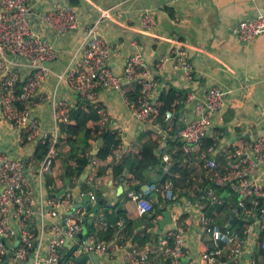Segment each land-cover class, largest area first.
I'll return each mask as SVG.
<instances>
[{"label": "built area", "instance_id": "1", "mask_svg": "<svg viewBox=\"0 0 264 264\" xmlns=\"http://www.w3.org/2000/svg\"><path fill=\"white\" fill-rule=\"evenodd\" d=\"M32 2L33 0H0V56L4 59L9 55L22 57L32 67L29 74L23 77L16 68L0 62V114L4 121L23 130L25 140L40 141L47 144L48 148L41 159L37 160L32 156L28 161L0 152V264H21L30 256L32 264H76L75 258L81 254L96 255L115 251L119 246L118 239L123 234L119 228L124 227L125 219L121 217L111 223L118 229L110 240L103 239L96 229L107 227L109 222L101 210L93 221L95 231L86 233V229L81 239H78V233L86 224V209L74 206L73 189L63 186L65 191L59 193L56 184L57 181L62 184L61 178L46 182L47 176L54 175L56 159L63 154V147L59 143V125L70 120L71 104L64 98H57L56 90L52 93H40L39 88L50 70L48 63L55 60L60 51L34 27L31 17ZM41 17L59 34L78 26L77 9L68 2L55 3L42 12ZM141 24L144 29L151 30L156 20L149 11H145ZM263 31L264 12L241 19L235 27L236 36L242 42L252 41ZM111 51L98 23L88 24L84 37L75 50L77 54L74 55V63L59 74V79H65L71 89L89 101L96 99L100 88L116 90L140 121H147L158 115L165 106L155 76L162 70L166 59L174 60V67L181 70L188 82L193 83L196 79L186 51L179 43L173 45L169 54L154 68L147 63L142 52L133 51L128 56L122 73H116L111 68L108 62ZM184 95V102L192 103V117L183 121L176 136L183 142V152L196 153L200 160L201 172L192 177L195 181L193 190L201 196L199 201L196 200V209L199 211L202 230L213 241L212 246L202 251L195 264H246L243 252L247 235L255 230L260 235L263 231L259 242L264 249V174L262 177L251 176L259 166L264 165V135H259L252 141L231 142L223 151L224 161L216 156L219 146L217 139L213 137L214 141L198 153L215 113L224 104V91L220 86L214 85L204 97H199L195 89L189 87ZM45 101H51L54 107V128L51 131L43 129L42 120L33 113L34 108ZM98 112L102 119L107 118L101 108ZM176 112L177 107L173 104L164 110V118L169 120ZM171 128V124L167 125L166 131L169 132ZM117 129L120 136L122 128ZM131 149L132 143L125 146L121 139L108 156H112L111 164L121 163ZM169 160L170 154L164 153L165 171L168 170ZM98 164L99 159L92 157L89 166L93 168ZM97 168L98 166L96 170ZM99 179L98 176L87 178L89 195L93 196ZM136 182H140L139 179ZM228 182H231L230 190L237 196L231 206V215L242 219L241 230L224 229L215 217L219 214L217 211H214V215L203 211L206 203L213 206L223 202V195L218 189L225 187L227 191ZM169 190L171 198L173 190L169 183L160 186L156 180L150 179L129 194L136 201L138 213L143 216L149 215L153 210L152 193L162 191L166 195ZM163 217L164 213H157V221L148 228L157 233ZM46 234L50 236L45 243ZM67 241H70L71 247L68 254H63L62 247ZM159 244L160 246H156L147 241L142 250L132 249L131 255L136 264H149L150 253L159 257L160 264H182L180 256L188 251L182 229L172 227L164 234L160 230ZM92 260L89 258L84 264H92ZM252 264H255L254 259Z\"/></svg>", "mask_w": 264, "mask_h": 264}, {"label": "crops", "instance_id": "2", "mask_svg": "<svg viewBox=\"0 0 264 264\" xmlns=\"http://www.w3.org/2000/svg\"><path fill=\"white\" fill-rule=\"evenodd\" d=\"M67 2L77 9L78 26L59 34L42 20L41 15L55 3ZM145 11H149L156 20L151 30L144 29L141 24V17ZM31 12L36 30L60 51L58 57L48 63L50 70L39 88L40 93H52L56 90V97L66 99L71 104V109L79 107L88 112L92 107L96 111L100 108L103 110L106 119H102L97 112L98 118H91L86 122L87 127L93 130L91 134L94 135L95 132L98 136L97 139L89 138V151L92 154H97L101 147L99 134L103 129L116 132L117 128L121 127L120 138L123 144L133 145V149L128 150L121 162L125 165L124 176L119 179L113 177L112 168L108 166L105 175L98 176L100 181L92 193L93 196L90 195V203L96 200L101 192L110 203L121 202L127 210V216L136 221L131 235L143 229L144 224L142 215L137 211L136 201L129 194L131 190L139 187L137 185L144 183L136 182L138 178H134L131 161L139 154L146 140L152 139L157 146L167 147L168 141H172L174 135L169 136L158 115L147 121L138 120L123 96L114 89L100 88L96 99L89 101L71 89L65 79H59V74L74 63L73 58L77 54L75 50L83 39L88 24L98 23L100 32L111 46L108 62L116 73H122L125 62L133 51L142 52L147 63L154 68L166 54H169L173 45L179 43L184 47L194 69L195 81L188 82L181 70L174 67V60L170 58L164 61L162 70L155 76L157 87L160 92H166L172 87L177 89L191 87L199 97H204L211 86L218 85L223 89L224 104L215 113L207 135L217 139L218 159L224 161L223 151L231 142L252 141L255 137L264 135V31L250 42L240 41L235 33V27L241 19L264 12V0H33ZM1 61L16 68L23 77L32 69L22 57L9 55L4 59L0 56ZM53 108L51 101H45L37 105L33 111L34 115L42 120L43 129L48 131L54 128ZM175 114L178 115L181 124L187 121L192 117V103L184 102L178 105ZM68 123L75 125L76 119L71 117ZM239 136L241 138L237 139ZM59 143L63 147V154L55 161L54 175H50L53 180L59 179L64 170L65 155L69 150L65 132L60 131ZM35 145L36 142L23 138L21 128L4 121L0 114V152L28 161L34 154ZM165 153L171 154L169 151ZM105 163H112V156L107 158ZM99 165L100 163L97 166ZM189 165L190 174L180 185L185 187L188 194L186 191L180 194V187L175 186L169 179H165L161 184L169 183L179 196L174 197V201L168 205L170 222L163 228L159 224L157 231L160 233L161 230L164 234L172 227L182 229L185 248L188 250L180 256L182 264L197 263L202 251L213 245L209 234L201 228L196 201H191L196 193L193 190L195 182L192 180L193 174L201 172L198 155L191 157ZM96 167L87 166L84 172L85 179L96 176ZM263 174L264 165H261L251 173V176L262 177ZM174 175L180 179L179 173ZM147 177L157 178L158 171L156 169L148 171ZM72 181H68V185L65 186L75 191L78 180L73 186L70 184ZM60 186L61 183L57 181L58 190ZM120 186L123 187L121 192L118 191ZM35 187L37 188V185ZM169 192L170 190L166 195L162 192L165 198H169ZM225 192L228 196L232 193L231 190H224L223 193ZM83 193L85 192L81 190L79 195H74V199L83 203ZM82 207H85V204ZM49 236L50 234L45 235V243ZM259 236L256 230L246 236V247L243 252L246 264H252L253 259L255 264H264ZM123 243L125 245L118 242L119 246L115 251L96 254V259L91 261L92 264H136L131 251L142 250L144 244L131 240ZM151 243L160 246V238L157 242ZM70 247V241L65 243L62 247L63 254H68ZM148 260L149 264H160L159 257L154 253L149 254Z\"/></svg>", "mask_w": 264, "mask_h": 264}, {"label": "trees", "instance_id": "3", "mask_svg": "<svg viewBox=\"0 0 264 264\" xmlns=\"http://www.w3.org/2000/svg\"><path fill=\"white\" fill-rule=\"evenodd\" d=\"M185 89H177V88H170L166 92H161V97L165 100V106H163L158 114V118L163 125L164 128L167 125L171 124L172 128L169 131V136L174 135V138L168 141L167 147H159L157 143L152 140H146L143 142L141 147V151L138 155H136L131 161L132 173L134 177H137L141 182H147L150 178L147 177V172L151 171L152 169H156L158 171V177L154 178L158 184H162V182L166 179H169L174 183L175 186L180 187V194H183L186 191L185 187L180 186L186 178L190 174V160L192 156H195L196 153L188 154L183 152V142L176 136L178 129L181 127V121L178 119V115L175 114L173 118L166 120L164 118V110L168 107H171L173 104L178 107V105L184 103L185 99ZM98 109H93L92 107L90 110L84 111L79 107H73L70 112V118L73 117L76 119V124L73 125L68 122H61L59 125L60 131L65 132L67 134V143L69 144V150L65 155V164L63 173L59 176L62 180V184L59 187V190L68 185V181L73 186L76 180H79L82 173L85 172V169L90 163L92 157H97L99 159L100 165L97 168L96 176L105 175L107 167L110 166L112 168V175L113 177L119 179L123 175V171L125 168L124 163L119 164H107L105 161L107 160L108 156L113 152V149L117 147L119 141L121 140L120 136H118L117 132L110 129H103L99 134L101 140V147L97 154H92L89 151V138L97 139L96 133L94 135L91 134L93 131L89 127H87L86 122L88 119L98 118ZM181 124V125H180ZM180 125V127H179ZM96 136V137H95ZM24 138V137H23ZM25 139V138H24ZM214 139L212 136H205L204 143L202 148L199 150L198 153L202 151L203 148L207 147L210 143H212ZM48 148L47 144H43L40 141H36L34 154L33 156L39 160L41 159L44 154L46 153ZM170 152V160L167 163L168 170L165 171L164 167L166 166L165 162L163 163V154L165 152ZM174 173H179L180 179L174 175ZM95 177V176H93ZM192 179V178H191ZM53 180V177L50 175L46 177V182L49 183ZM193 180V179H192ZM194 181V180H193ZM140 185H137V187ZM139 188V187H138ZM81 190L87 192L90 190V186L88 185L87 179L81 182ZM225 190L218 189V191L222 194ZM187 192V191H186ZM188 194V192H187ZM223 202L215 205H211L209 203L204 204L203 211L209 215H214V211H217L219 214L215 215L217 222L221 224L224 229H231V230H241L242 219H238L228 228L233 218L226 219L229 217L228 214H232L231 206L237 199L236 194L233 192L230 196L227 195L225 192L222 194ZM179 194H176L174 187H173V197L165 198L162 192H157L156 196H151L153 201V210L149 215H143L142 221L143 226L141 230L137 231L135 234L133 232L136 221L130 219L127 216V210L121 202H116L114 204L110 203L106 196L103 193H99V196L96 200H93L91 203L90 209L86 210L87 220L85 227L87 229L86 233H91L95 231L96 227L94 226V219L98 215L99 211L103 210L105 213V219L109 222L107 227H99L96 229L98 235L106 240H110L114 231L118 228L112 225L111 223L115 222L117 219L123 217L125 219V225L123 228H119L120 231L123 233L122 236L118 239V242L123 244L124 241H127V237H130V240L135 242H140L145 244L147 241L150 242H157L160 238V233H153L148 227H152L153 224L157 221L156 214L157 213H164L167 210L168 205L174 201V197H178ZM201 196L199 193H194L191 201L194 202L200 199ZM199 201V200H198ZM234 215V214H233ZM92 219V222L89 223V219ZM228 223L226 224V221ZM163 232V231H162ZM263 231L260 233L259 238H262ZM260 238V240H261ZM126 239V240H125ZM170 241H172L170 239ZM130 246V245H129ZM260 252L264 255V249L260 246Z\"/></svg>", "mask_w": 264, "mask_h": 264}, {"label": "water", "instance_id": "4", "mask_svg": "<svg viewBox=\"0 0 264 264\" xmlns=\"http://www.w3.org/2000/svg\"><path fill=\"white\" fill-rule=\"evenodd\" d=\"M237 139H240L241 137H236ZM253 138V137H252ZM164 163V162H163ZM86 178V174L85 173H82L81 177L79 178V181L77 183V189L75 191H73L74 195L77 196L81 193V182ZM226 189L227 190H230L231 189V182H228L226 184ZM123 190V187L120 186L118 191L121 192ZM65 191V188H62L59 193H63ZM156 192H153L152 193V196H156ZM224 194V193H222ZM91 197L89 195V193H83V203H79L77 202V199H74L73 200V203H74V206H78V207H82L83 204H85V209L88 210L90 209L91 207ZM171 220V215H170V212L168 210L164 211V217L163 219L160 220L159 224H160V227L163 228L165 226L166 223L170 222ZM237 220V217H234L232 220H231V223L228 225V228L231 227V225L233 223H235V221ZM92 222V219L90 218L89 219V223ZM86 230V227H84V229L82 231H80L78 233V239H81V237L83 236V233L85 232ZM69 241L66 242V244L68 243ZM32 256H30L28 258V260L26 262H22L21 264H32ZM89 258H92L93 260L96 259V255L95 253H90V254H87V253H84V254H81L80 256L76 257L75 258V263L76 264H84L85 261ZM8 259V258H7Z\"/></svg>", "mask_w": 264, "mask_h": 264}]
</instances>
